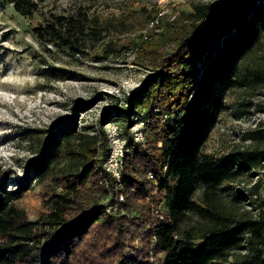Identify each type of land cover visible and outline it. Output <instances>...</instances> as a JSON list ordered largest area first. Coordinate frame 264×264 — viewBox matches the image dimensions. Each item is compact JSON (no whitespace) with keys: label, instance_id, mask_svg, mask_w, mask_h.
<instances>
[{"label":"trees","instance_id":"obj_1","mask_svg":"<svg viewBox=\"0 0 264 264\" xmlns=\"http://www.w3.org/2000/svg\"><path fill=\"white\" fill-rule=\"evenodd\" d=\"M1 2L24 16L40 15L34 0ZM196 11L197 21L190 28L176 24L169 39L153 47L148 42L139 45L154 67L122 102L111 96L112 106L99 117L96 133L78 130L72 116L53 121L28 163L30 177L17 190L0 185V264H74L80 253L84 264H221L237 251L241 256L232 264H264V202H258L256 214L225 215L193 201L203 186L207 202L208 189L249 167L244 159L253 165L264 160V146L257 147L264 143V126L247 131L257 144L246 156L239 150L219 158L202 152L225 109L227 92L238 83H264V61L251 77H240L243 59L263 35L264 0H216ZM77 27L74 20L64 25L47 21L35 31L70 45ZM246 106L262 111L260 103L246 100L234 109L235 115L242 117ZM154 109L168 119L161 122ZM139 112L148 118L145 139L134 146L123 166L118 190L124 199L107 211L116 200V183L103 168L108 148L105 124L123 115L126 128ZM65 158L74 166L55 172ZM148 171L158 185L147 177ZM101 177L106 183L99 182ZM169 178L175 180L173 185ZM44 181H50L47 187L61 184L64 189L53 187L44 201L46 212L30 220L15 201ZM160 202L165 218L157 223L151 205ZM191 210L210 219L196 247L189 243L195 237L192 232L182 233L179 227ZM156 254L160 259L152 262Z\"/></svg>","mask_w":264,"mask_h":264},{"label":"rangeland","instance_id":"obj_2","mask_svg":"<svg viewBox=\"0 0 264 264\" xmlns=\"http://www.w3.org/2000/svg\"><path fill=\"white\" fill-rule=\"evenodd\" d=\"M34 1L40 15L27 17L0 0V185L11 190H17L30 177L28 163L36 156L53 121L72 116L78 130L96 133L99 117L112 106L111 96L122 102L154 67L139 45L148 42L153 47L169 39L176 24L190 28L198 18L196 7L216 0ZM161 9L167 11L159 24L150 28V20ZM70 20L78 26L70 45L50 41L35 31L41 22L64 25ZM263 61L264 31L260 43L243 59L240 77H251L250 73ZM246 100L260 103L262 111L246 106L248 111L237 117L234 109ZM113 119L124 125L123 115ZM259 126H264V83H238L227 92L225 109L202 152L219 158L239 150L246 156L247 150L257 144L247 137V131ZM263 146L264 143L257 147ZM242 162L249 167L240 168L237 175L208 189L207 202L203 201V186L197 188L193 201L220 214H256L258 202H264V160L256 165L249 159ZM69 166L73 167L74 161L65 158L54 171L61 173ZM169 183L173 185L175 180L169 178ZM48 184L50 181L35 184L15 201L30 220L46 212L44 201L53 187L58 192L64 189L61 184L47 187ZM235 193L237 198L233 197ZM209 221L191 210L182 216L179 227L182 233L192 232L195 237L189 243L196 247ZM140 243L137 239V245ZM90 251L85 252L91 254ZM240 256V252H234L221 264H232ZM84 258L81 253L75 255L74 264H84ZM159 259L156 254L151 261Z\"/></svg>","mask_w":264,"mask_h":264},{"label":"built area","instance_id":"obj_3","mask_svg":"<svg viewBox=\"0 0 264 264\" xmlns=\"http://www.w3.org/2000/svg\"><path fill=\"white\" fill-rule=\"evenodd\" d=\"M166 11L167 9H161L155 17L150 20L148 24L149 27L155 28ZM154 114L161 122L168 119L167 114H158V109H154ZM147 121V115L144 112H139L132 116V122L126 128L114 119L105 124L108 148L103 161V168L111 174L116 183V200L109 203L106 208L107 211H110V209L114 208L118 202L124 199L123 193L118 190L122 185L121 179L123 166L126 162L127 156L133 151L134 146L137 143L144 141ZM147 177L153 179L154 184L158 185V180L152 171L147 172ZM99 182L106 183L103 177L100 178ZM151 213L155 216L157 223H160L165 218L161 202L153 203L151 205Z\"/></svg>","mask_w":264,"mask_h":264}]
</instances>
